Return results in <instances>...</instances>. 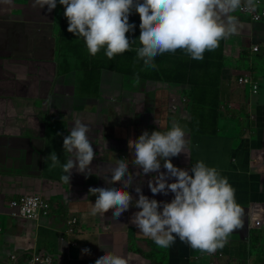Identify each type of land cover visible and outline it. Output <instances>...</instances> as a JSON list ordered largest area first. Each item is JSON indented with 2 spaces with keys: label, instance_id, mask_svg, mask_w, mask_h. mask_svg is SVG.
Segmentation results:
<instances>
[{
  "label": "crops",
  "instance_id": "obj_1",
  "mask_svg": "<svg viewBox=\"0 0 264 264\" xmlns=\"http://www.w3.org/2000/svg\"><path fill=\"white\" fill-rule=\"evenodd\" d=\"M33 2L0 0V264L10 263L13 255L19 256L18 264H37L33 259L40 254H50L54 264H95L104 249L123 256L128 264H264V228H260L264 222L258 226L254 216L255 205L264 204V95H255L253 87L249 93V86L239 82L253 70L259 73V64L264 63V21L255 23L239 9L230 13L236 17V31L219 41L215 49L219 54L203 58L209 66L221 65L218 58L225 64L223 119L218 131L214 126L208 131L203 118L196 126L192 123L189 84L140 77L134 84V76L103 68L89 92L82 84L89 79L87 59H79L75 51L78 46L80 55H86L87 48L82 37L67 31L63 6L57 0V7L49 12L46 5L34 7ZM133 20L140 18L130 15L129 23ZM59 33L72 40L67 46L76 52L78 65L61 54L65 39ZM137 34V27L126 34L135 40L130 51L136 48ZM255 46L261 51L254 53ZM127 62L132 73L138 72V64ZM140 73L149 75L151 70L142 68ZM95 75L90 74L92 81ZM76 118L90 129L95 157L88 172L73 169L69 185L60 179L66 175L62 168H50L45 157L55 152L64 163L70 154L64 153L63 138ZM174 122L184 129L187 145L184 153L171 159L173 165L190 170L203 161L215 167L235 189L242 209L240 226L215 258L179 238L168 248L158 247L130 222L139 211L133 206L118 220L112 218L111 209L90 214L89 202L96 199L89 195L90 188L123 187L119 182L105 184L118 159L129 163L130 173L140 172L125 189L133 203L138 199L136 187L150 199L171 202V193H151L148 181L157 173L143 175L131 163L128 141L144 131L168 130ZM161 165L165 172L163 161ZM39 194L51 199L48 218L40 223L12 218L13 201ZM73 219L79 221L74 228L69 225ZM71 229L74 233L68 235ZM85 248L90 254H82Z\"/></svg>",
  "mask_w": 264,
  "mask_h": 264
},
{
  "label": "clouds",
  "instance_id": "obj_2",
  "mask_svg": "<svg viewBox=\"0 0 264 264\" xmlns=\"http://www.w3.org/2000/svg\"><path fill=\"white\" fill-rule=\"evenodd\" d=\"M242 3L248 8L255 7L254 0H59L68 21L67 31L83 38L90 55L95 56L104 48L110 60L128 51L135 42L126 34L136 27L129 23V16L133 11L138 14L141 46L136 54L145 69H155L154 59L158 55L177 50H183L193 60H202L205 51L215 50L221 39L236 31V17L230 13ZM45 5L51 12L57 7V0L33 2L34 7ZM253 52L258 53L254 49ZM133 83H139L138 74ZM72 124L69 134L63 138L64 153L70 154L64 163L55 152L45 157L50 161V168H62L66 175L60 179L69 185L73 169L88 172L95 157L88 137L89 127L79 118ZM185 135L184 129L174 122L168 130L144 131L137 139L128 141L131 163L142 169L143 175L157 173L148 181L151 193L165 196L171 193L174 196L171 202L150 199L141 187H136L138 199L133 203L132 195L125 189L133 185L135 175L140 172L130 173L129 163L118 159L105 184L119 182L123 187L90 188L89 195L96 197L94 204L89 202L90 214H105L111 209L112 218L118 220L133 206L139 211L133 213L130 222L158 247L168 248L179 238L215 258L222 255L218 249L225 246L228 236L240 226L242 209L236 202L235 189L215 167H208L203 161H198L190 170L173 165L171 159L185 152ZM161 161L165 172L160 171ZM169 180L175 182L169 183ZM261 220H256L258 226L264 222ZM82 254H90V250L85 248ZM95 264L128 262L123 256L104 249Z\"/></svg>",
  "mask_w": 264,
  "mask_h": 264
},
{
  "label": "trees",
  "instance_id": "obj_3",
  "mask_svg": "<svg viewBox=\"0 0 264 264\" xmlns=\"http://www.w3.org/2000/svg\"><path fill=\"white\" fill-rule=\"evenodd\" d=\"M132 24H135L138 31L140 30V21L133 20ZM64 36L68 37L66 33ZM139 36V34L136 35L137 45L135 44V46L140 47L138 40ZM137 48L138 47L131 51L128 50L123 54L116 55L119 58L116 59V56H114L110 60L105 55V51L101 54L97 53L95 56H92L87 50H85L87 52L86 55H80L82 50H79L78 46H76L75 51L79 52V59H87L86 71L89 75V79L87 76L82 84L87 89L89 88V92H91L95 83H97V81L99 82L100 79H98L97 76L103 68L134 77L138 74L140 78L144 79L151 78L153 80L166 81L168 83L189 84L192 87L191 92L188 94L189 104L193 114H195L192 121L193 125L196 126L201 117L206 122L208 131H210L211 126H214V128L218 131L220 121L223 119L222 107L224 105L222 80L224 78L223 71H225V64L223 60L218 58L216 62L218 63V61H221V65L212 63L213 65L209 66L208 63H205L206 59H202L203 61L193 60L190 56L185 54V52L176 51L175 53H164L155 57V69L148 68L151 70V74L142 75L140 70L144 67L143 62L137 58ZM207 54L209 55L207 56ZM217 54H219V52L215 50L210 52L205 51V56L203 55V58L206 57L209 60ZM89 57L92 60L88 59ZM128 59H131L132 62L138 64V72H131L127 62ZM256 72L257 70H253L252 74L257 76ZM91 73H96L93 81L92 78H90ZM255 83L259 84L256 80ZM208 131H206V133H208Z\"/></svg>",
  "mask_w": 264,
  "mask_h": 264
},
{
  "label": "built area",
  "instance_id": "obj_4",
  "mask_svg": "<svg viewBox=\"0 0 264 264\" xmlns=\"http://www.w3.org/2000/svg\"><path fill=\"white\" fill-rule=\"evenodd\" d=\"M254 8L245 7L242 3V6L239 8V11L249 17L253 22L259 23L264 21V0H254ZM132 18H140L138 14L133 12L131 14ZM255 52H260L261 47L255 46ZM252 82V86L254 92L257 94L260 90V85L255 83V80L251 74H247L240 79V83L242 85H248ZM186 100V99H185ZM52 209V205L48 198L45 195L39 194L35 196H25L20 197L15 200L11 204L12 218L13 219H24L27 221H33L35 223H40L44 218H48L50 216V212ZM79 221L77 219H73L70 221V227L74 228L77 226ZM261 224V222H258ZM74 230H70L69 234H73ZM217 253V252H216ZM19 256L13 255L11 258V262L8 264H18ZM34 263L37 264H53L54 260L50 254H40L33 259Z\"/></svg>",
  "mask_w": 264,
  "mask_h": 264
},
{
  "label": "rangeland",
  "instance_id": "obj_5",
  "mask_svg": "<svg viewBox=\"0 0 264 264\" xmlns=\"http://www.w3.org/2000/svg\"><path fill=\"white\" fill-rule=\"evenodd\" d=\"M59 35L60 36H62L64 39H65V45L64 46H61V44L59 43V45L62 47H60L61 48V54L63 55V57L64 58H69V57H71V58H73L75 61H76V63H77V65H78V61L76 60V52L74 53L71 49H70V47H68L67 45H69L71 42H72V40L70 39V38H68L67 36H64V35H61L60 33H59ZM77 40V39H76ZM136 47H139V46H136ZM263 55V54H262ZM264 58V57H263ZM260 63V62H259ZM260 65V69H259V73H257L256 72V79L255 80H257V81H260L261 82V84H262V88H261V90H260V93H261V95H264V82L262 81L263 79H264V63L263 64H259ZM79 67V69H80V71L82 72V70H81V67L80 66H78ZM248 86H249V89H248V91H249V93H251V91H252V89H251V87H253L252 86V82L251 83H249L248 84ZM79 88H80V92L82 93L83 91H84V87H82V85L81 86H79ZM84 93V92H83ZM48 200H51V199H48Z\"/></svg>",
  "mask_w": 264,
  "mask_h": 264
},
{
  "label": "water",
  "instance_id": "obj_6",
  "mask_svg": "<svg viewBox=\"0 0 264 264\" xmlns=\"http://www.w3.org/2000/svg\"><path fill=\"white\" fill-rule=\"evenodd\" d=\"M255 210H256V212H255V214H254V216H255V221L256 220H263L264 221V204H257V205H255ZM260 228H264V224H263V226L262 227H260Z\"/></svg>",
  "mask_w": 264,
  "mask_h": 264
}]
</instances>
